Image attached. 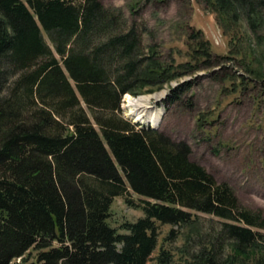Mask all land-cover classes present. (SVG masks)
Returning <instances> with one entry per match:
<instances>
[{"label": "trees", "instance_id": "obj_1", "mask_svg": "<svg viewBox=\"0 0 264 264\" xmlns=\"http://www.w3.org/2000/svg\"><path fill=\"white\" fill-rule=\"evenodd\" d=\"M203 2L224 33L264 26V0ZM144 31L100 0H0V264H147L157 226L197 222L196 212L220 228L181 264H264V214L191 160L185 141L121 114L123 95L214 55L193 30L191 61L162 60L156 44L143 46ZM131 191L144 214L118 232L110 206L117 196L132 204ZM174 263L161 248L153 264Z\"/></svg>", "mask_w": 264, "mask_h": 264}, {"label": "rangeland", "instance_id": "obj_2", "mask_svg": "<svg viewBox=\"0 0 264 264\" xmlns=\"http://www.w3.org/2000/svg\"><path fill=\"white\" fill-rule=\"evenodd\" d=\"M100 1L120 7L130 23L144 26L143 46L156 44L162 60L191 61L189 35L193 30H200L208 40L214 54L209 63H200L197 71L160 88L148 91L146 87L140 94H129L134 98L161 95L160 101L153 98L152 103L164 109L160 126L155 129L172 140L185 141L191 149V160L216 181L227 182L244 206L264 214V26L252 32L240 22L235 30L224 33L203 0ZM185 81L189 87L184 86ZM177 87L182 90L175 98L172 89ZM127 104L123 95L120 109L124 118L137 127L151 128L137 119ZM81 105L94 123L86 104L81 101ZM129 198L132 204L117 196L110 206L107 221L118 232H126L121 226L144 214L142 197L131 192ZM196 214L197 222L157 226V246L147 264L154 263L161 248L172 254L174 264H181L188 252L216 237L220 219L204 212ZM257 230L264 233V229ZM35 253L30 251V260ZM14 262L20 264L21 259ZM244 262L253 263L250 259Z\"/></svg>", "mask_w": 264, "mask_h": 264}, {"label": "bare ground", "instance_id": "obj_3", "mask_svg": "<svg viewBox=\"0 0 264 264\" xmlns=\"http://www.w3.org/2000/svg\"><path fill=\"white\" fill-rule=\"evenodd\" d=\"M128 101V107L130 111L135 113L137 119L142 122H146L151 125V127L156 128L164 114V109L162 107H155L153 98L156 102L160 101L161 95H144L140 97H132L130 94H126Z\"/></svg>", "mask_w": 264, "mask_h": 264}]
</instances>
